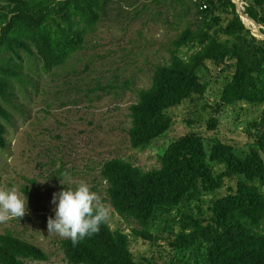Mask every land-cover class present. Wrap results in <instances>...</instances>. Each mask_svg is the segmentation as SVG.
<instances>
[{
  "label": "rangeland",
  "instance_id": "374dc122",
  "mask_svg": "<svg viewBox=\"0 0 264 264\" xmlns=\"http://www.w3.org/2000/svg\"><path fill=\"white\" fill-rule=\"evenodd\" d=\"M234 1L247 16L248 4ZM4 4L6 1L0 0V9ZM199 4L203 6L206 0H115L105 6L100 21L87 31L84 47L68 63L49 71L43 69L39 58L19 51L24 57L16 66L21 74L11 78L10 100L5 104L10 119H3L7 146L0 148V189L24 192L28 211L20 219L0 223V235L9 231L46 251L47 260H32L30 264H71L62 248L64 238L49 233L47 223L54 216L53 194L66 188L64 184L81 182L87 183L109 209L111 229L130 236L136 260L208 264L207 245L198 241L177 248L172 240L188 220L186 214L208 222L213 202L228 194L230 188L235 189L238 178L227 179L222 189L203 192L199 199L163 214L152 227L154 239L145 240L134 234V220L128 221L115 211L109 201L108 183L102 177L105 162L113 158L146 171L160 168L170 145L191 133L203 138L208 154L219 142L232 145L243 157L258 147L264 133V103L240 101L232 106L222 101L235 71V61L230 58L206 62L200 71L207 84L205 93L168 110L173 126L165 134L145 148L131 146L130 107L139 100L138 90L152 86L156 67L169 62L173 42L182 31L202 24ZM230 17L221 15L211 33L226 26ZM246 26L264 40V34L258 33L264 29L262 24L257 32ZM182 52L191 54L189 48ZM208 160L215 172L221 170L220 164ZM261 230L264 232V224Z\"/></svg>",
  "mask_w": 264,
  "mask_h": 264
},
{
  "label": "trees",
  "instance_id": "16d2710c",
  "mask_svg": "<svg viewBox=\"0 0 264 264\" xmlns=\"http://www.w3.org/2000/svg\"><path fill=\"white\" fill-rule=\"evenodd\" d=\"M5 1L0 9V148L7 146L3 119H10L5 104L10 100L11 78L21 74L17 61H24L19 51L39 58L47 71L68 63L84 47L87 31L100 21L105 6L115 0ZM244 1L247 15L264 26V0ZM55 2L60 5L53 6ZM218 2L206 0L205 8L199 4L202 24L182 31L173 42L169 62L156 67L152 86L138 90L139 100L130 107L133 148L149 146L173 126L168 110L205 93L207 84L200 71L208 60L235 61L234 75L222 94L224 104L264 103V40L246 26L234 0ZM229 14L226 26L211 33L221 15ZM255 22L253 27L259 30ZM185 48L191 50L189 56L183 54ZM212 124L216 126L217 120ZM262 135L258 147L245 157L223 142L208 154L203 138L191 133L170 145L157 169L146 171L122 158L108 160L102 177L108 183L109 201L120 216L136 222L137 237L153 240L152 227L163 214L199 199L203 192L222 189L227 179L238 178L235 189L213 202L208 222L186 214L188 220L172 243L177 248L198 241L207 245L208 264H264ZM208 159L220 164L221 170L215 172ZM61 244L71 264H150L135 259L130 236L112 230L108 221L76 245L67 238ZM48 257L41 247L9 231L0 235V264H30Z\"/></svg>",
  "mask_w": 264,
  "mask_h": 264
},
{
  "label": "clouds",
  "instance_id": "9594fccd",
  "mask_svg": "<svg viewBox=\"0 0 264 264\" xmlns=\"http://www.w3.org/2000/svg\"><path fill=\"white\" fill-rule=\"evenodd\" d=\"M64 185L66 188L52 196L54 216L48 218L47 229L49 233L70 239L76 245L85 237L99 232L110 212L87 183ZM27 211L28 200L24 192L16 188L0 189V223L12 218L20 219Z\"/></svg>",
  "mask_w": 264,
  "mask_h": 264
},
{
  "label": "bare ground",
  "instance_id": "6f19581e",
  "mask_svg": "<svg viewBox=\"0 0 264 264\" xmlns=\"http://www.w3.org/2000/svg\"><path fill=\"white\" fill-rule=\"evenodd\" d=\"M244 21H245V23H246L248 26L252 27L256 32L258 31V30H256V29L253 27V24H252V21L250 20V18H248L247 16H245V17H244Z\"/></svg>",
  "mask_w": 264,
  "mask_h": 264
},
{
  "label": "water",
  "instance_id": "95a60500",
  "mask_svg": "<svg viewBox=\"0 0 264 264\" xmlns=\"http://www.w3.org/2000/svg\"><path fill=\"white\" fill-rule=\"evenodd\" d=\"M235 2H236V1H235ZM238 12L241 14V10H240V9H238ZM241 15H242V14H241ZM242 16H243L242 19L244 20L245 15H242ZM247 17L250 18L248 15H247ZM250 19H251V18H250ZM251 20H252V19H251ZM253 21H254V20H253ZM254 22H255V21H254ZM255 24H256L257 26H260V24L257 23V22H255ZM258 33H259V34H262L261 31H260V32L258 31Z\"/></svg>",
  "mask_w": 264,
  "mask_h": 264
}]
</instances>
